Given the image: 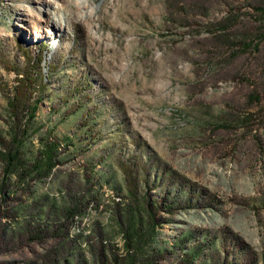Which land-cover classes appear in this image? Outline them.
Segmentation results:
<instances>
[{"label": "rangeland", "instance_id": "1", "mask_svg": "<svg viewBox=\"0 0 264 264\" xmlns=\"http://www.w3.org/2000/svg\"><path fill=\"white\" fill-rule=\"evenodd\" d=\"M41 2L0 0V184L13 137L57 167L5 178L0 264L113 261L148 203L139 264H264V0H69L53 36Z\"/></svg>", "mask_w": 264, "mask_h": 264}, {"label": "trees", "instance_id": "2", "mask_svg": "<svg viewBox=\"0 0 264 264\" xmlns=\"http://www.w3.org/2000/svg\"><path fill=\"white\" fill-rule=\"evenodd\" d=\"M246 48L251 45L247 44ZM38 102L30 108L29 119L35 118ZM23 140H18L13 137V144L10 150L1 152V161L4 163L3 168V182L0 184V192H5L7 184L5 178L15 177L19 183H25L26 179L33 174L41 177H49L54 169L57 167V152L58 147L53 143L46 144L38 151L37 157L33 161L27 160L22 153ZM153 207L148 203V207L139 208L128 207L125 213V227L121 226V234L124 242L125 256L119 257L112 254L113 261H101V264H139L142 262L145 255L146 248L153 240L155 223L151 210ZM62 220L68 223L71 219L79 215V205L67 204L62 210ZM147 214V219H145ZM49 221V218H46ZM54 222V221H53ZM54 226V224H52ZM55 227V226H54ZM148 255V254H147Z\"/></svg>", "mask_w": 264, "mask_h": 264}, {"label": "bare ground", "instance_id": "3", "mask_svg": "<svg viewBox=\"0 0 264 264\" xmlns=\"http://www.w3.org/2000/svg\"><path fill=\"white\" fill-rule=\"evenodd\" d=\"M68 4L69 0H42L41 6L44 7L45 12L44 22L47 24L51 36L56 31H66V20L69 15L67 10ZM22 28H24V25H22Z\"/></svg>", "mask_w": 264, "mask_h": 264}]
</instances>
